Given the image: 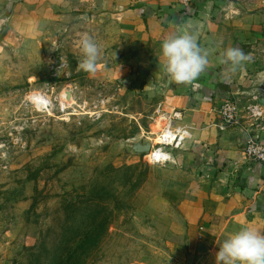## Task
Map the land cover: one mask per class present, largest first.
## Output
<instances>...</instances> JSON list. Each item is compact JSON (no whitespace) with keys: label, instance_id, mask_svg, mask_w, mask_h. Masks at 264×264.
<instances>
[{"label":"rangeland","instance_id":"374dc122","mask_svg":"<svg viewBox=\"0 0 264 264\" xmlns=\"http://www.w3.org/2000/svg\"><path fill=\"white\" fill-rule=\"evenodd\" d=\"M32 24L0 30V264H176L168 160L128 145L171 121L146 87L154 43L113 15L50 7ZM83 34L94 74L77 67Z\"/></svg>","mask_w":264,"mask_h":264},{"label":"crops","instance_id":"0c3cea01","mask_svg":"<svg viewBox=\"0 0 264 264\" xmlns=\"http://www.w3.org/2000/svg\"><path fill=\"white\" fill-rule=\"evenodd\" d=\"M50 7L116 16L141 41L154 43L150 75L154 96L163 98L158 109L171 117L181 113L175 126L187 130L183 147L168 152L169 181L162 198L179 213L167 243L176 264H216L220 244L241 228L264 234V164L242 155L250 137L264 142V131L247 120L242 129H225L219 114L227 100L242 109L256 103L249 92L264 78V0H192L188 5L180 0H0V30L14 26L29 32L32 21ZM188 24L203 27L197 45L207 52L208 64L189 83L168 81L161 43L185 32ZM236 47L251 59L233 72L223 61L225 51Z\"/></svg>","mask_w":264,"mask_h":264},{"label":"clouds","instance_id":"9594fccd","mask_svg":"<svg viewBox=\"0 0 264 264\" xmlns=\"http://www.w3.org/2000/svg\"><path fill=\"white\" fill-rule=\"evenodd\" d=\"M78 47L82 53L78 69L94 74L100 55L98 44L83 34L78 40ZM161 54L165 61L163 69L167 80L176 83L193 81L208 64L207 52L202 51L192 36L184 31L165 39L161 43ZM224 57L223 62L233 72L251 59L250 54L238 47L227 49ZM146 87L155 88V84ZM215 260L216 264H264V234L251 228H241L220 244Z\"/></svg>","mask_w":264,"mask_h":264},{"label":"built area","instance_id":"2783aa9c","mask_svg":"<svg viewBox=\"0 0 264 264\" xmlns=\"http://www.w3.org/2000/svg\"><path fill=\"white\" fill-rule=\"evenodd\" d=\"M191 1L192 0H180L184 5H188ZM219 114L225 129H242L244 128V126H242V120H247L251 123V128L264 131V107L255 102L242 109L238 106L236 101L227 100L220 107ZM181 119V113L177 112L172 115L169 125L159 136L161 143L157 148L158 151H161V147L171 148V150H178L183 147V144L187 139V135H185L187 130L184 127L175 126V122L180 121ZM154 148L155 146L153 145L152 150ZM242 155L250 162L264 164V142H260L253 137H250L243 147ZM164 160H168V162L166 161V164H168L169 155H166Z\"/></svg>","mask_w":264,"mask_h":264},{"label":"water","instance_id":"95a60500","mask_svg":"<svg viewBox=\"0 0 264 264\" xmlns=\"http://www.w3.org/2000/svg\"><path fill=\"white\" fill-rule=\"evenodd\" d=\"M202 31H203V27L199 24L197 25L188 24L185 27V32L189 33L196 43H198ZM164 89L166 90V85L164 86ZM249 93L250 96L254 100H256V103L258 105L264 107V78L260 79L256 87H254ZM128 145L131 153L137 156H145L147 154H150L153 147L151 139L143 140L142 137H139L137 140L129 141Z\"/></svg>","mask_w":264,"mask_h":264},{"label":"bare ground","instance_id":"6f19581e","mask_svg":"<svg viewBox=\"0 0 264 264\" xmlns=\"http://www.w3.org/2000/svg\"><path fill=\"white\" fill-rule=\"evenodd\" d=\"M160 140L157 139V141L155 140V148H154V156L153 158L151 157L150 160H148L149 162H152V163H159L161 160H164L166 158V154H164L163 152L161 151H158V146L160 145ZM146 157V155H145Z\"/></svg>","mask_w":264,"mask_h":264}]
</instances>
